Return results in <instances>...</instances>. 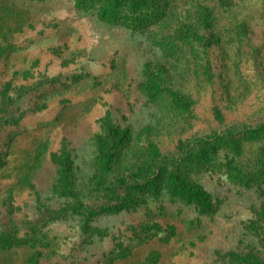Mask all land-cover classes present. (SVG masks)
<instances>
[{
  "label": "rangeland",
  "instance_id": "1",
  "mask_svg": "<svg viewBox=\"0 0 264 264\" xmlns=\"http://www.w3.org/2000/svg\"><path fill=\"white\" fill-rule=\"evenodd\" d=\"M152 1L138 11L125 3L122 17L110 21L100 15L101 0H0V50L15 42L0 56V151L7 149L0 215L20 226L17 246L0 252V264H27L40 247L43 261L59 264H250L231 252L264 257L258 216L264 200V126L258 127L264 122V0ZM204 5L219 33V43L214 39L209 48L177 32ZM242 22L250 27L247 35ZM175 93L189 101L177 103ZM108 123L120 127L119 141L110 151L111 169L101 172L98 156L107 157L109 149L98 148V136L109 140ZM215 130L244 132L241 153L223 144L200 158L180 157L181 142L189 150L187 140ZM151 141L180 157L163 170L164 179L175 171L203 184L215 213H200L194 202L164 190L137 191L138 202L114 211L80 207L104 201L112 191L107 181L136 169ZM65 144L72 167L56 186L59 165L51 151L61 154ZM98 171L103 186L93 176ZM27 172L32 185L17 184ZM10 186L17 188L13 206L1 203ZM145 222L164 229L174 224L176 233L165 239L164 229L136 227Z\"/></svg>",
  "mask_w": 264,
  "mask_h": 264
},
{
  "label": "trees",
  "instance_id": "2",
  "mask_svg": "<svg viewBox=\"0 0 264 264\" xmlns=\"http://www.w3.org/2000/svg\"><path fill=\"white\" fill-rule=\"evenodd\" d=\"M80 0H76L78 3ZM102 1V10L100 11V15L103 19H109L110 21L120 19L122 16L120 15V7L128 3L131 5L133 11H138L140 8L146 7L149 8L154 4L155 1L152 0H101ZM167 3V1H165ZM210 8L206 5L201 6L198 11L197 18L194 22L191 23H182L178 29V35L184 38L192 37L196 38L203 48H209L214 41L216 40V45L219 43V33L217 28L216 18L212 16L210 13ZM240 32L247 35L251 30L247 22H242L240 24ZM4 36L13 38L14 34L11 32L4 33ZM15 42L10 41L0 50V56L5 49L9 46H13ZM208 50V49H207ZM205 58L204 61V74L210 79L212 76L211 69V60L209 57V53L204 52ZM201 58V59H202ZM5 84V83H4ZM175 100L183 104V102L189 101L188 96L183 97L180 93H175ZM264 126V122L261 123L258 127ZM119 128L117 125L113 123H108L106 125V132L108 134L109 140L104 139L102 135L98 136V148L104 149V147H108L107 157L98 156L97 167L101 172L109 171L112 167V157H111V148L115 144L114 141H119L116 139L119 133ZM122 130H126V127H121ZM241 131V130H240ZM229 133V129H228ZM244 133V132H243ZM241 134L239 137L234 135H225L222 131L215 130L212 134L205 135H194L191 139L187 140V144H191L189 150H185L186 142H181L179 145V150H181L182 158H200L205 154L215 153L219 148L225 144L234 155H238L242 151V140L243 135ZM241 137V138H240ZM49 148L46 147L45 150ZM65 149L59 154L57 151H51V157L56 161L57 165H59V173L57 177V184L63 185L66 181L65 179L70 174V167H72V159H70V150L67 148L65 144ZM9 153V149H8ZM3 154L7 155V149L5 152L0 151V164L3 165L6 162L7 157L3 156ZM42 156V155H41ZM178 157L176 152L171 151L169 149H163L157 141H151L149 144V150L147 154V158L144 159L141 164L134 170L130 171L129 174L124 175L120 179H116L113 181H107L106 185L110 186L112 189L111 194H105V200L100 202L99 204H89V203H81L80 207L86 211H95V210H108L114 211L121 206H127L129 201L138 202L137 194H146L147 193H158L160 190H164L166 192H170L171 195L175 197H179L184 200L186 203H193L196 206L198 212H202L205 214H213L216 211V202L213 200V196L210 191H208L203 184L197 182L196 180L190 179L188 176H183L178 172L172 171L170 175H168V179H164L163 170L166 169V166L174 163V161H178ZM179 157V159H180ZM37 158V163L41 159ZM97 159V158H96ZM182 160V159H181ZM100 164V165H99ZM2 168V167H1ZM0 168V169H1ZM32 168H35L32 165ZM238 169V168H237ZM229 177L235 178L236 171L234 167L230 168ZM1 171V170H0ZM94 173L93 176H97L101 180H98V186L105 185L104 179L101 178L100 172ZM240 171V168L238 169ZM63 173V174H62ZM99 174V175H98ZM234 176V177H233ZM18 183H31V176L29 172L22 175V177L15 178ZM20 181V182H19ZM103 183V185H102ZM248 183V181H247ZM1 184V180H0ZM135 190V192H134ZM149 190V191H146ZM138 191V192H137ZM17 193V188L15 186H10L1 194L2 196V204L9 203V206H13V201ZM216 206V207H215ZM215 207V208H214ZM13 207H11L12 209ZM7 211V210H6ZM12 211V210H11ZM1 213V210H0ZM8 213V212H7ZM259 221L262 228V242L264 245V200L262 202L261 210L258 211ZM46 221V219L44 220ZM45 223V222H44ZM36 226V224H33ZM136 227H141L144 229H148L149 227L155 228L158 232L162 228L158 224V222H145L141 223ZM18 228H20L19 224L15 219L12 218H4L3 215H0V252H10L14 246H17L18 239L15 240L14 236L17 233ZM166 234L164 236L165 239H169L176 233V226L174 224H167L164 229ZM31 232H36V229H29ZM203 237V236H202ZM53 251V249L51 250ZM42 254V255H41ZM235 258H238L242 261L251 262L250 264H264V257H262L258 253L248 252L247 254H243L240 256L235 252H231ZM43 256V251L41 247L36 250L35 253L30 254L27 259V264H59L58 262L53 263V261H43L41 258Z\"/></svg>",
  "mask_w": 264,
  "mask_h": 264
}]
</instances>
